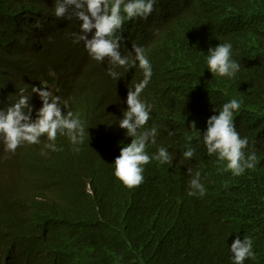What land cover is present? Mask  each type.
<instances>
[{"label":"trees","instance_id":"16d2710c","mask_svg":"<svg viewBox=\"0 0 264 264\" xmlns=\"http://www.w3.org/2000/svg\"><path fill=\"white\" fill-rule=\"evenodd\" d=\"M55 4L0 0V109L24 89L35 118L42 101L32 86L46 88L84 122L85 138L73 145L58 134L52 151L42 136L14 153L0 141V264H234L237 237L253 240L255 259L244 264H264V0H155L147 19L125 20L122 56L134 59L140 46L152 66L140 99L152 105L144 127L158 135L146 152L164 147L174 157L144 165L132 189L114 162L132 140L119 121L143 70L116 67L114 80L107 59L74 42L81 21L58 19ZM219 43H231L240 65L232 78L207 68ZM232 99L242 101L234 123L245 152L257 157L240 176L203 141L208 118ZM188 146L195 154L185 160ZM188 168L200 173L204 196L188 194Z\"/></svg>","mask_w":264,"mask_h":264},{"label":"clouds","instance_id":"9594fccd","mask_svg":"<svg viewBox=\"0 0 264 264\" xmlns=\"http://www.w3.org/2000/svg\"><path fill=\"white\" fill-rule=\"evenodd\" d=\"M155 0H56L55 16L58 19L71 20L75 17L81 21L79 33H75V43L83 42L88 54L96 61L105 59L111 65L108 74L117 80L121 73L116 67H135L143 70L144 78L137 83L134 90L127 93V110L119 121V126L126 129L127 135L132 137L131 143L122 147L120 155L116 157L114 175L129 189L139 187L144 180V165L152 159L161 164H172L173 155L164 147L159 148L154 157L146 152L149 143L154 144L158 135L157 128L147 129L144 126L150 119L152 105L140 99V95L147 87L152 76V66L145 55V50L133 45L134 59L122 56L120 52L122 35L117 32L123 28L125 20L135 18L147 19L154 11ZM36 26L42 27L39 21ZM89 38V33H93ZM132 52V53H133ZM207 68L212 74L220 77L232 78L240 70V65L232 57L231 43L218 44L208 50ZM21 89L18 101L6 110L0 109V141L7 151L14 153L24 143L38 144L40 138L46 136L49 143L46 148L59 151L55 141L59 135H66L73 145L82 144L85 138V124L74 116L72 111L65 112L67 103L61 106V98L42 87L32 86V93L38 94L42 106L33 118V105L30 97L23 95ZM242 101L232 99L225 103L218 115H212L207 120V130L203 133V141L209 155L216 154L219 161L226 162L225 171L234 176L242 175L248 169L256 167L255 152L246 154L248 148L247 137L241 138L236 131L234 113L239 112ZM192 127L195 128V122ZM144 129L143 131H140ZM172 134L171 132L169 133ZM192 138L189 137V140ZM78 151V149H75ZM42 154H45L42 152ZM195 154L191 146L182 153L185 160H190ZM191 176L190 196H204L206 189L201 183L200 173L193 175L191 168L187 169ZM234 264H244L248 258L255 259L253 240L237 237L230 246Z\"/></svg>","mask_w":264,"mask_h":264}]
</instances>
